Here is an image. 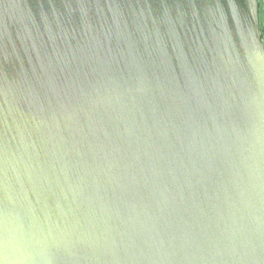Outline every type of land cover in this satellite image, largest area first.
I'll return each instance as SVG.
<instances>
[{"label":"water","instance_id":"obj_1","mask_svg":"<svg viewBox=\"0 0 264 264\" xmlns=\"http://www.w3.org/2000/svg\"><path fill=\"white\" fill-rule=\"evenodd\" d=\"M258 0H0V264H264Z\"/></svg>","mask_w":264,"mask_h":264},{"label":"flooded vegetation","instance_id":"obj_2","mask_svg":"<svg viewBox=\"0 0 264 264\" xmlns=\"http://www.w3.org/2000/svg\"><path fill=\"white\" fill-rule=\"evenodd\" d=\"M259 2V25L261 29V41L264 43V0H258Z\"/></svg>","mask_w":264,"mask_h":264}]
</instances>
